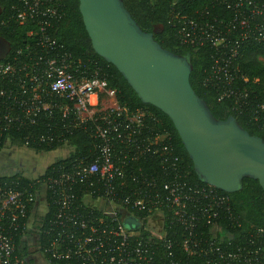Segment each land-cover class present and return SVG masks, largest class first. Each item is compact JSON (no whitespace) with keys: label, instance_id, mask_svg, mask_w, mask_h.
I'll use <instances>...</instances> for the list:
<instances>
[{"label":"trees","instance_id":"1","mask_svg":"<svg viewBox=\"0 0 264 264\" xmlns=\"http://www.w3.org/2000/svg\"><path fill=\"white\" fill-rule=\"evenodd\" d=\"M123 1L141 28L153 32L154 38L164 48L176 54L191 55L193 65L191 85L207 102L216 118L225 120L233 115L250 134L264 139V113L260 110V105L264 104V40L243 44L240 57L229 64V77L217 79L216 49L210 44L194 46L181 44L178 30L170 20L177 12L197 19L217 18L224 20L226 30L225 26L232 19L226 7L216 0ZM79 4V0H63L62 17L56 20L55 28L51 32L56 39L57 48H61L70 59L80 64L81 70H86L91 78L106 80L108 86L116 90V99L121 111H116L110 117L117 120L118 128L109 135V144L112 153L117 155L114 158L115 163L124 165L126 177L125 186L122 188L123 195L152 201L157 199L155 197L157 193H165L166 182H185L189 186L214 188L220 194L229 196L230 211H224L218 218L205 219L195 231L196 237L192 241L198 242L199 247L203 249L243 242L248 237V232H254L259 226L264 227V189L259 181L246 177L243 179L242 188L232 193L203 182L196 173L193 161L171 118L159 108L143 103L123 74L95 52ZM17 6L18 0H0V37L10 44L9 54L0 62L11 61L19 69L26 60L23 55H18L17 51L23 49L30 41L28 33L35 25L18 20ZM38 51L37 47H31L32 54ZM16 79L18 78H13L12 75L0 76V89L15 88ZM59 103L63 104L66 101L61 99ZM5 112V98L0 96V123H3ZM136 114L140 115V124L131 121ZM98 126H105L100 114L91 120H81L73 111L65 116L63 110L58 109L53 117L41 116L35 126L13 125L7 129L2 127L0 154L7 140L39 152L54 151L65 145L71 146L73 150L68 156L50 164L37 179L16 173L12 176H0V184L7 189L22 191L25 198L36 196L40 186L47 184L50 178L56 175L57 169L82 161L84 164H90L101 155L105 141L98 136ZM77 188L80 198L85 192L97 198L106 191L103 183L97 181L92 186L82 184ZM47 202V211L42 219L38 238L42 254L50 264H81L76 258L56 259L52 253L45 252L57 236L54 224L56 204L51 190H48ZM34 206L35 202L28 204V217L19 219L16 224H11L8 218L4 221L23 264L33 262L31 258L29 259L28 244L25 240L27 231L23 230V226L29 221ZM157 207L148 212L132 211L127 206V210L133 212L137 218L144 222L153 221V227L142 224L135 229L138 230L141 240L148 242L153 239L150 243L154 249L152 252L154 264H165L169 260L170 252L191 264H201L205 258L203 253L188 255L183 252L181 244L188 233L178 223L172 222V212L162 204ZM93 210L94 216L102 215L99 209ZM98 223L99 221L95 220L94 225ZM216 228L218 231L215 233ZM155 231L166 233V238L173 242L171 249L153 237ZM140 239L132 237L130 246L135 245ZM262 241L264 242V238ZM99 259L97 264H107L106 258Z\"/></svg>","mask_w":264,"mask_h":264},{"label":"built area","instance_id":"2","mask_svg":"<svg viewBox=\"0 0 264 264\" xmlns=\"http://www.w3.org/2000/svg\"><path fill=\"white\" fill-rule=\"evenodd\" d=\"M216 1L231 13L232 19L225 26L226 30L224 20L197 19L180 12L175 13L170 23L177 28L181 44H210L216 49V77L221 79L229 77V64L240 57L243 44L264 40V0ZM62 5L63 0H18V20L35 25L28 33L30 41L17 51L26 62L19 69L11 61L0 62V76L18 78L15 88L0 89V96L6 102L0 134L2 127L35 126L41 116L53 117L58 109L63 110L65 116L73 111L81 120H91L100 114L105 122V126L97 128L98 136L105 141L101 155L90 164L82 161L69 167L62 166L46 184L56 204L54 224L57 236L45 252L52 253L56 259L76 258L81 264H97L99 257L106 258L107 264H154V249L150 243L153 239L148 242L141 240L137 227H129L124 221L122 211L128 206L132 211L152 212L162 204L172 212V222L178 223L188 233L181 244L183 252L188 255L203 253L205 258L201 264H264V227L248 232L243 242H232L234 244L225 247L203 249L198 242L192 241L199 224L205 219L218 218L224 211H230L229 196L214 188L166 182L165 193H157V199L152 201L123 195L124 165L115 163L117 155L112 153L109 144V135L118 128L117 120L110 117L121 111L116 90L110 88L104 79L89 77L86 70H81L80 64L57 48L51 31L56 20L62 17ZM32 46L39 51L32 54ZM102 95L110 98V104L101 101ZM61 99L66 103H59ZM104 104L107 106L102 107ZM260 110L264 113V104L260 105ZM131 121L140 124V115L136 114ZM96 181L103 183L106 191L97 198L85 192L80 198L77 186H92ZM88 198L105 202L111 210L90 205ZM32 202H36V196L25 198L22 191L7 189L0 184V264H23L4 221L8 218L11 224H16L19 219L27 218L28 204ZM94 208L102 212L100 217L94 216ZM95 220L99 221L97 225H94ZM28 222L23 230L27 231ZM236 223L240 225L238 220ZM217 231L218 228L214 230L215 233ZM134 236L140 240L131 247L130 240ZM153 237L171 249L173 242L166 238L165 232L155 231ZM169 256L165 264H191L171 252Z\"/></svg>","mask_w":264,"mask_h":264},{"label":"water","instance_id":"3","mask_svg":"<svg viewBox=\"0 0 264 264\" xmlns=\"http://www.w3.org/2000/svg\"><path fill=\"white\" fill-rule=\"evenodd\" d=\"M79 1L95 52L123 74L143 103L171 118L199 178L228 193L239 191L246 177L264 189V139L250 134L233 115L225 120L213 115L191 85V55L164 48L123 0ZM9 52L10 44L0 37V60ZM133 222L139 223L126 220Z\"/></svg>","mask_w":264,"mask_h":264},{"label":"rangeland","instance_id":"4","mask_svg":"<svg viewBox=\"0 0 264 264\" xmlns=\"http://www.w3.org/2000/svg\"><path fill=\"white\" fill-rule=\"evenodd\" d=\"M101 101L105 102V104H110L111 100L107 95H102ZM105 104L101 106H107ZM72 150L73 148L71 146L65 145L55 151H51V153L39 152L32 150L27 146L13 144L7 140L0 154V176H12L16 173H20L27 178L37 179L45 172V169L50 164L68 156ZM42 185L44 188L45 183ZM39 190L36 193V209L33 213H31L25 240L28 244L29 259L31 258L33 261L32 264H50L42 254L38 240L39 228L46 213L44 212V207L39 205V200L37 201L40 194ZM87 201H90V205L92 206L99 205L105 207L107 210H111V207L106 206L103 201L92 200L90 198H88ZM122 215L125 218L124 221L133 217L137 220V222H139L137 226L134 225L136 224L135 222L131 225L128 224L129 227L132 225L140 227L142 224H146L149 227L154 226L153 221L144 222L141 219H138L134 214L128 212L126 209L122 211Z\"/></svg>","mask_w":264,"mask_h":264},{"label":"crops","instance_id":"5","mask_svg":"<svg viewBox=\"0 0 264 264\" xmlns=\"http://www.w3.org/2000/svg\"><path fill=\"white\" fill-rule=\"evenodd\" d=\"M61 148V147H60ZM55 151V150H54ZM48 153H51V151L50 152H48ZM47 169V168H46ZM45 169V170H46ZM39 192H40V194H39V199H37V201L39 200V205H42L43 207H44V209H45V211L44 212H46L47 211V205H48V202H47V197H48V189H47V185L45 184V186H44V188H43V185L41 186V188H40V190H39ZM36 203V202H35ZM36 209V204H35V206H34V208H33V211ZM33 211H32V213H33ZM29 219H30V217H29Z\"/></svg>","mask_w":264,"mask_h":264}]
</instances>
